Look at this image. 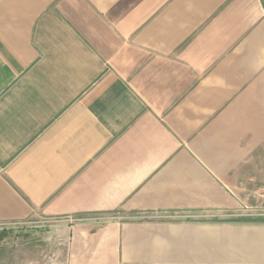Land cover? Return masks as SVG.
<instances>
[{
	"label": "crops",
	"instance_id": "obj_1",
	"mask_svg": "<svg viewBox=\"0 0 264 264\" xmlns=\"http://www.w3.org/2000/svg\"><path fill=\"white\" fill-rule=\"evenodd\" d=\"M39 219L47 264H264V0H0V237Z\"/></svg>",
	"mask_w": 264,
	"mask_h": 264
},
{
	"label": "rangeland",
	"instance_id": "obj_2",
	"mask_svg": "<svg viewBox=\"0 0 264 264\" xmlns=\"http://www.w3.org/2000/svg\"><path fill=\"white\" fill-rule=\"evenodd\" d=\"M47 223L39 219L11 224L0 237V264H47L43 247L35 237V230ZM25 229H32L31 238H26Z\"/></svg>",
	"mask_w": 264,
	"mask_h": 264
},
{
	"label": "built area",
	"instance_id": "obj_3",
	"mask_svg": "<svg viewBox=\"0 0 264 264\" xmlns=\"http://www.w3.org/2000/svg\"><path fill=\"white\" fill-rule=\"evenodd\" d=\"M66 221H69V222H75V221H78L77 219H74V218H67Z\"/></svg>",
	"mask_w": 264,
	"mask_h": 264
}]
</instances>
